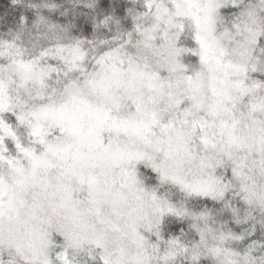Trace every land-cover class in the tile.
I'll return each mask as SVG.
<instances>
[{
    "label": "clouds",
    "instance_id": "9594fccd",
    "mask_svg": "<svg viewBox=\"0 0 264 264\" xmlns=\"http://www.w3.org/2000/svg\"><path fill=\"white\" fill-rule=\"evenodd\" d=\"M0 264H264V0H0Z\"/></svg>",
    "mask_w": 264,
    "mask_h": 264
}]
</instances>
